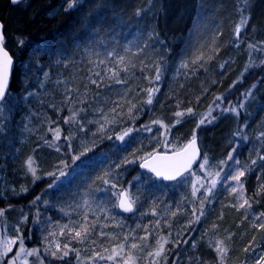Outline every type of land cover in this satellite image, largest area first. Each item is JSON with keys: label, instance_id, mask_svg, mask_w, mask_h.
<instances>
[{"label": "trees", "instance_id": "trees-1", "mask_svg": "<svg viewBox=\"0 0 264 264\" xmlns=\"http://www.w3.org/2000/svg\"><path fill=\"white\" fill-rule=\"evenodd\" d=\"M66 7L67 0H26L14 6L10 5L9 0H0L5 48L13 57L14 63L19 60L22 63L21 68L14 67L9 93H35V99L29 103L30 115L35 112L33 114L38 116V121L34 122L38 127L21 160H11L6 147L0 145V155H4L0 161L1 169H12L13 173L22 171L28 178V184H31L27 192L16 197H0V208L7 216H14L16 209L23 210L26 215L27 220H23L20 226L25 246L41 249V218L56 221L59 213H64L74 196H80L82 191L88 197L106 200L111 207L115 199L111 193L116 190L96 180V177L110 172L109 178L113 179L116 164L122 166L116 168L119 176L113 182H120V186L128 188L130 192H133V186L136 185L150 210L155 208L157 211L155 216L152 214L146 218L148 231L152 227L160 235L168 236L171 232L173 236V219L178 216V212L175 217L170 213L181 207L180 211L183 212L179 213L189 218L191 204L186 202L185 205H180L179 194L166 187L169 183L156 180L138 168V157L154 148L145 146L147 131L143 130V126L157 119L164 124L174 125L168 133L178 146H182L195 129L202 155L206 154L212 161L224 159L235 146L239 166L250 169L242 177L244 196L251 204L252 213H264V160L260 159V156H264V137H260V133L264 132V65L260 63L264 60V43H260L264 41V0H248L247 11L243 13L248 17V22L241 29L239 38L235 36L234 30L241 19L240 9L244 7L242 0H79L76 7L65 11ZM20 40L24 41L22 45ZM145 44L148 45L145 52L135 59L137 62L143 59L148 67L142 73L138 63L133 70L135 75L129 79V86L135 89L130 97H135L133 102L137 103L139 111L133 119H129L125 104L122 109L125 115L107 128V134L98 139L91 151L73 163L72 154L65 150L64 136L70 131L75 132L76 139L86 135L85 132L75 130L72 125L63 124V117L69 115L67 107L61 105L64 110L60 112L49 107L50 104L60 105L63 91L57 86L54 88L53 81L58 77L64 79L76 74L77 67L89 66L88 59L97 60V52L100 54L99 58L103 59L107 51L115 49L125 54L122 49L131 47L132 52H135L137 45ZM250 44H256L262 50L254 51L249 48ZM201 54L204 60L191 63ZM184 55L188 59L185 61L189 62L188 68L180 67L184 62ZM155 62L162 65L161 79L149 84L145 77L155 76ZM221 64H224L223 68L220 67ZM253 64L254 67L245 71L246 66ZM45 72L49 74L50 82L45 81ZM42 82L44 87H40ZM254 84L256 87L251 88V96L244 108H238V116H216L217 120L213 123H205L196 129L205 111L215 114L214 109L210 111L214 98H230L232 106L238 107L245 99L242 94ZM150 87H156L159 91L154 93L153 103L149 105L143 102L147 99V94L141 89ZM123 91L124 86L119 85L112 90H104L110 101L117 100V94H122ZM41 100L44 101L43 104ZM91 104L93 108L98 106L96 101H91ZM112 106L111 103L104 105L105 108ZM21 108L23 111L18 112L19 117L29 115L24 112L25 105H21ZM187 108H193L196 115L185 116L180 123H175L177 118L173 114ZM91 114L92 112L87 114V119L90 120ZM57 124L63 130L60 141L56 142L61 146L60 152L55 147L45 145L41 139L43 137L50 140L52 133L48 132V128H55ZM153 126L152 131L156 129V124ZM91 127L94 126L86 124L87 132H90ZM128 128L134 131L123 141L117 140L116 135ZM157 128L161 129L159 124ZM108 135L112 139H108ZM155 148L158 151H169L161 145ZM133 153L136 162L125 164V159L134 158ZM29 156L35 159L34 167L40 177L35 181L25 164ZM61 160L67 161L68 166L64 169L66 175L49 188L48 185L54 178L41 173L45 168L49 169L48 166L56 171ZM252 160L257 163L252 165ZM196 171L197 167L192 170ZM97 188L103 191H96ZM38 194L42 198L33 203ZM181 202L184 204V200ZM112 209L121 214L117 208ZM205 209V216L186 232L190 233L193 228L203 229L204 238L199 242L198 248L199 251L207 250L209 256L214 255L208 264H216L217 260L212 253L213 247L208 245L214 234L220 236L230 248L227 264L240 261L246 252L245 248L264 239V229L251 222L242 208L236 207L231 193L224 189L211 197L210 203L205 204ZM166 210L169 212L167 215L163 214ZM158 212L163 216L157 218L160 215ZM157 220L160 221L159 228L155 224ZM165 220L170 227L165 226ZM213 224L217 228L213 229ZM143 230L140 236L145 235ZM121 232L122 229L114 230V233ZM184 234L180 236L181 241L186 236ZM154 236L156 237L154 234L150 236L151 244L155 240ZM65 243L69 241L66 240L63 244ZM172 244L170 242L166 245L167 264H171L176 252L175 249L170 250ZM105 245L109 247L108 242ZM69 246L81 249L79 260L74 252H70L63 260L56 259L50 264H82L83 260L87 261L90 255L85 254L82 243L72 241ZM179 246L176 250L180 251ZM87 248L90 251L91 247Z\"/></svg>", "mask_w": 264, "mask_h": 264}, {"label": "snow or ice", "instance_id": "snow-or-ice-1", "mask_svg": "<svg viewBox=\"0 0 264 264\" xmlns=\"http://www.w3.org/2000/svg\"><path fill=\"white\" fill-rule=\"evenodd\" d=\"M11 2L15 4L19 3L20 0H11ZM149 2H151V0H149ZM78 3L79 0H67V7L65 8V11L76 7ZM242 3L244 4V7L240 9L241 19L234 30V34L237 38L240 36L241 29L248 22V17L243 15V13L247 11L248 0H242ZM139 14L140 10L137 11V15ZM19 43L22 45L24 41L20 40ZM260 43H264V41ZM147 47V44L143 46L137 45L135 52H132L131 47H126L122 49L123 53L125 54H121L120 52H117L115 49H113L111 51H107L104 54L103 59L99 58L100 54L97 52L96 55L98 59H88L87 65L89 66L84 68L77 67L76 74L55 82L57 86L62 87L63 89L61 93V101L60 105L50 104L49 107L54 108L57 112L64 110L61 105L67 107L69 115L63 117V124L72 125L74 129L79 132L88 131L86 129V124H97V131L92 133L93 136H96L97 133L107 134L108 129L106 128V125L116 123L118 118L125 115V113L122 111L125 104L127 105L126 114L128 118L133 119L139 109L137 103L133 102L135 97H130V93L134 92L135 89L129 86V79L135 75L133 70L137 68L138 63L139 71L142 73L148 67L143 59L139 60L138 62L135 59V57L144 53ZM249 48L253 49L254 51L262 50L258 48L256 44H250ZM202 60H204V56L201 54L197 56L195 60L191 61V63L195 64ZM260 63L264 65V60H262ZM12 66L13 58L11 55H9V52L5 48L4 26L2 23H0V136L6 134L12 107L17 103L15 98L9 93V79ZM67 66L68 65L66 63L65 67ZM101 66H103V68H101ZM254 66V64L246 66L245 71H248L249 67ZM154 67L155 76L145 77L148 79L149 84H152L153 80L159 81L161 79L163 71L161 63L155 62ZM180 67L188 68L189 62H182ZM220 67L223 68L224 64H221ZM241 76H243V73ZM44 77L45 81L50 82L49 74L47 72L44 73ZM117 85L124 86V91L122 94H117V100L110 101V99L107 97V93L104 92V90H112ZM40 87H44L43 82L40 84ZM255 87V84L252 85V88ZM141 91L146 92L147 94V99L143 102L150 105L153 103L154 93L158 92L159 89L156 87H150L146 89L142 88ZM102 93L104 94L102 95ZM34 95L35 93L33 92L28 93V97ZM242 95L245 97L251 96V89ZM24 99L27 100V97ZM223 99V96H217L215 98L214 103L216 104V108H220V104L216 103V101H222ZM91 101H96L98 106L93 108ZM40 102L42 104L44 103L43 100ZM108 103H111L113 106L105 108L104 105ZM238 108H244V104L241 103L238 107H226L223 109V111L233 112L238 116ZM118 109H120V111H118ZM89 112L98 113L99 118L93 120L87 119V114H89ZM173 115L177 118L175 123L178 124L185 116H195L196 113L193 108H187L184 111H176ZM215 120L216 117L213 116L211 112H208L199 119L196 129H199L205 123H212ZM30 122L31 121L29 117V123ZM50 122L53 124L56 123L55 121ZM151 123L159 124L165 129V132L162 133L164 139L157 140V143L160 144L161 147H167L169 144L167 134L170 132L171 128L174 127V125L164 124V122L159 119L154 120ZM24 128L26 131H32L28 124H25ZM143 130L151 132L152 128L149 125H144ZM62 131L63 130L58 124L55 128L49 127L48 132L52 133V138L48 140L41 137V139H43L45 145L48 147H55V150L60 152L61 146L56 142L60 141ZM132 131H134V129L128 128L124 130L122 134L116 135V139L123 141L124 138L129 136ZM236 135H238V133ZM74 137V131H70L68 135L64 136V140L66 141L65 150L67 152L75 151L72 144ZM260 137H264V132L260 133ZM107 138L112 139V136L108 135ZM91 150L92 149L90 147L85 146L83 150L79 151L78 154L72 156L73 163ZM137 151L140 150L137 149ZM232 151L235 152V149ZM132 155L134 158L125 159V164L136 162L135 153ZM198 158H201V153L198 147V137L196 135L195 129L193 130L191 139L186 144L182 145L181 147H173L171 155L167 153L161 154L154 146L152 151H148L144 155L138 157L141 168L149 170L150 172L154 173L156 177L162 178L163 180L177 182H184L187 180L188 176L195 175L191 169L192 165L197 162ZM227 159L233 160L232 152L228 154ZM260 159L264 160V156H260ZM226 163L227 161L225 160L220 161L221 165H226ZM234 163L236 165H240L239 160H234ZM251 163L252 165H255L257 161L252 160ZM25 164L27 171L34 177V181L35 179H39L40 177L37 176L36 168L34 167L35 159L33 156H29ZM67 166V161L61 160L59 166L56 167V171L47 173V175L54 178L53 182L48 185L49 188L54 186L56 180L66 175L64 169ZM121 166L122 165L120 164L115 165L116 168ZM199 167L201 169L208 167V157L206 154L203 155L202 162L199 164ZM248 170L250 169L247 167H237L225 172L222 176L221 173L224 172V169L220 168L219 171L214 173H207V176L210 177L207 182H202L204 177H196L191 183V197L193 198L191 201V218L188 220V223L185 227L188 228L193 224L199 223L201 217L205 216V204L210 203L209 197H211L213 190L217 187L218 183L223 182L228 184L232 193H236L237 188L243 190V182L241 181V177H243L245 172ZM110 176V172H105L103 176L96 177V180L101 181L105 185H110L112 189L116 190L111 193V195L115 197V201L111 204V207L119 208L126 213H132L139 197L133 196L128 188H124L123 186L118 187L117 183L113 182V179L109 178ZM230 181H234L236 186L232 187L229 184ZM201 189L204 190L203 194L202 196L198 197L197 194L201 191ZM22 191L26 192L27 188H22ZM96 191L103 190L97 188ZM40 199L41 197L37 196L33 203L39 201ZM184 199L187 200V197ZM84 203L87 205L88 200H85ZM245 206L248 208L251 207L248 199H243L242 202H239V208H245ZM101 211H105V209H101ZM179 211L180 208L178 207L175 211H172L170 215L175 217ZM152 214L154 216L157 214L155 208L152 209ZM3 215L4 211L0 209V217ZM108 218L109 216L106 214L105 220ZM111 218L115 220L114 216ZM257 219H264V213H261ZM24 220H27L26 216L24 217ZM155 224L156 227L159 228L160 221L157 220ZM164 224L166 227H170L167 220H165ZM108 227H110V225L101 222L99 217L89 220L88 214L85 213L82 216L81 221H77L75 224H65L61 228V235H66L69 238V243H65L62 246L60 244H56L55 250L45 249V252L46 254H50L52 257L60 260L68 257L70 252H74L77 259L79 260L81 249L70 247L69 244L72 241H76L77 243L87 242L91 245H96V237L98 236L105 238L108 241L109 247H104L103 243H100V251H98L95 247L92 248L91 255L88 257V259L93 261V264H95L97 260L103 261L104 264H141V261H143L144 264H160L161 259H163L165 264H167L168 249L166 248V245L171 242L169 239V237L172 236L171 232L168 233V236H163L157 233L155 245H152L148 241L149 236H151L153 233L148 231V227L146 225L144 226L145 235L143 236L135 235V229L129 232H123L122 234L104 231V229ZM115 227L122 229L123 225L117 222ZM136 227L140 228L141 226L138 224ZM212 227L215 229L217 228V225L213 224ZM258 227L264 229V223H260ZM98 228L99 230L97 231ZM17 232H19V229H17ZM228 239H231V235H229ZM187 242V240H177L175 241V246H179L180 243ZM196 246V242L193 241L192 247L195 248ZM14 247L16 248L15 252L13 251ZM209 247H213V250L217 254L216 264H227L230 248L224 240H217L215 241L214 246L209 245ZM245 251H249V248H245ZM10 253H12L11 257L7 260H4L5 257H9ZM30 256L36 257L35 264H44V259L40 254V249H26L24 237L21 235H16L14 238L0 236V264H17L18 261L20 264H29L27 257ZM255 264H264V255L258 256Z\"/></svg>", "mask_w": 264, "mask_h": 264}, {"label": "rangeland", "instance_id": "rangeland-1", "mask_svg": "<svg viewBox=\"0 0 264 264\" xmlns=\"http://www.w3.org/2000/svg\"><path fill=\"white\" fill-rule=\"evenodd\" d=\"M12 49L15 52V48L13 46H12ZM182 59H183L182 61L188 60L185 57V55L183 56ZM15 66L17 68L18 67L21 68L22 67L21 61L20 60L16 61ZM61 79H63V78L58 77L57 79H55L53 81L54 84H52V85L54 88H56V86H57V84L55 82L57 80H61ZM57 88L62 89V87H59V86H57ZM251 88L252 87H250L249 89H251ZM249 89H247L246 92H248ZM10 95L15 98L17 103L12 107V111L10 114L6 134L0 136V145H1V147H4V148L6 147L7 152H8L7 153L8 156H10V159L15 162V161H18L17 159L21 160L23 158L26 146L30 143L31 136L33 135L36 128L38 127L37 124L34 123V122L38 121L37 120L38 116L33 114L35 112H33L30 115V104L29 103L35 99L34 98L35 95L28 97V95H26V94H21V93L19 94L16 92H10ZM25 97H27V100L24 99ZM249 98H250V96L245 97V99L243 100V104H245ZM216 103L220 104V108H216V104L214 103L211 105L212 107L210 110V111H213V109H214L215 114L213 112H212V114H214L215 117L216 116L224 117L227 114H230L232 116L236 115L233 112H224L223 111V109L226 107H232V101H230V98L222 100V101H216ZM21 105H25V108H24L25 111L24 112L28 113L29 115L25 114V116L19 117L20 113H18V112L23 111V108H21ZM206 114H207V111H205L203 113V115H206ZM29 117H30V121H31L30 123H29ZM98 118H99V114L92 112L90 120L98 119ZM25 124H28L29 127L32 129V131H26L24 128ZM90 125H92L94 127H91L90 132L86 131L84 133V135H86V136H84V137L82 136L81 138L78 136L79 138H77V139L74 137V139L72 140L73 145L76 142V146L73 147L75 151L70 152V154H72V156L75 154H78L79 151L83 150V148L85 146L92 148L94 146V144L98 141L99 138L102 139L104 137V133H97L96 136H93L92 133L97 131L98 125L97 124H90ZM148 125L152 128L154 127L151 122ZM109 127H110V125H106V128H109ZM164 132H165L164 128L161 127V129L159 130L157 128V124H156V129L154 131H151V132L147 131L146 132L145 146L148 147V146L160 145L157 143V140H163L164 139V137L162 135V133H164ZM167 139L169 141V144L167 145V147H164V149L172 150L173 147H181V146L177 145L178 143H176V141L174 139H172V137L170 136L169 133L167 134ZM93 141H94V143H93ZM42 148H44V147H42ZM233 149H235V146H233L231 151H230L233 154V160H228L227 159L228 155L224 159H222V160L227 161L226 165L220 164V161H222V160L212 161L210 159V157L207 156L208 157V167H206L205 169H201L199 167V164L202 162V158H201V160L197 166V171L193 172L195 174L194 176H188L187 180L184 182L175 181V182H172V183H169L168 185H166V187L168 189L174 190L179 194V199H181L180 205H185V203L188 202L192 206L191 201L193 198L191 197V183L196 177H204V180L202 182H207V180L210 179V177L207 176L208 172L214 173L216 171H219L220 168H223L224 172L221 173V175L223 176L225 172H228L231 169L240 167L239 165H236L234 163V160H237V156H236V153L232 151ZM1 157L3 158L4 155H0V161L2 159ZM202 157H203V155H202ZM57 166H59V163L57 164ZM48 167H49V169L45 168L46 170L43 173H41V175L44 176L45 174H47L49 172H53L55 170L53 167H50V166H48ZM118 176H119L118 171L116 170V168H114V173L112 175V178L114 179V181H116V179H118ZM27 179L28 178H27L26 174H24L22 171H20L18 173H13L12 169H8V168L1 169V164H0V197H2V198L3 197L4 198L16 197V196L25 192V191H22V188H27V191H28L31 184H28ZM241 181H242V177H241ZM117 182H115V183H117ZM229 184L232 187L236 186L234 181H230ZM117 185L119 187L120 182H119V184L117 183ZM133 188H134V190L131 193L133 194V196H138L139 199H138L137 204L135 205V210H136V208H137V210L135 211V213H133L132 215H130L128 217H125L122 214L115 213V211H113V209L109 205H107L106 200L103 201V199L88 197L84 193V191H82L80 196L75 195L74 198L70 201V204L68 203L69 206L65 209L64 213H62V212L59 213L56 221L55 220L53 221V219H50V218H41L39 227H40L43 245H42V248L40 249V254L44 259V264H50L57 259L55 257H52L50 254H46L45 249L55 250L56 244H60L62 246L64 241H66V240L69 241V238L66 235H61V228L63 227V225L69 224V223L75 224L77 221H81V218H82L84 212H86L88 214L89 220H93V219H96V217H99L101 222L109 224L110 227L104 229V231H106V232L114 233L115 229L120 231L121 228L115 227V224L117 222H119L120 224L123 225L121 234L123 232H127L128 230L131 231V230L135 229V235L140 236L144 226L147 225V223H148L146 218H148L149 216L152 215V211L150 210L151 208L148 207L149 205L145 203L144 199L139 194V190H138V188H136V185H135V187L133 186ZM222 189H224V191H227L228 193H231V195L234 198L235 205L237 208H239V202H242L243 199H246L244 196V186H243V190H241L240 188H237V192L232 193L229 185L225 184L223 182L217 184V187L213 190L211 197L214 194L220 192V190H222ZM203 191L204 190L201 189V191L197 194V196L198 197L202 196ZM36 196H40V195L38 194ZM185 197H187V200L184 199ZM211 197H209L210 201H211ZM238 197H239V199H238ZM85 200H88L87 205L84 203ZM182 200H184V204H183V202H181ZM114 201H115V199H114ZM179 208H181V207H179ZM101 209H105V211H101ZM242 210L244 211L243 212L244 215L249 216L251 219V222H253L254 224L255 223L256 224L264 223L263 219H257V217L259 216L257 213L256 214L252 213L251 207L248 208L247 206H245V208H242ZM179 212H183V211H179ZM179 212H178V216L173 219L172 227L175 231H174V235L172 236V239H170L171 243L173 242L170 250L175 249L176 252L174 253V256H173L172 261L170 263L171 264H208V261H210L212 259V257L214 256V255H212V253L215 254L217 257L216 252L212 248V251H213L211 253L212 256H209L210 254L207 252V250H200L199 251L198 244L201 241V239L204 238V232L202 231L203 229L197 228L198 230H196V228H193V229L191 228L192 230L190 231V233H187L188 231L186 232V230L189 227L186 228L185 226L187 225L188 220L191 217H189V218L183 217ZM158 213L160 215H157V218L163 216L161 212H158ZM165 213L167 215V213H169V212L166 210L163 212V214H165ZM106 214L109 216V218L107 220H105ZM25 216L26 215L23 213V210H21V209H16L14 216L13 215L7 216V214H5V212H4V215L2 217H0V236H7L9 238H14L16 235H21L20 226H21V223L23 222ZM113 216L115 217V220H113L111 218ZM138 224L141 226L140 228L136 227ZM17 229H19V232H17ZM125 229H127V230H125ZM98 230H99V228L97 229V231ZM195 230H196V232H195ZM149 232H152L154 235H157V232L154 231V228H152V227L149 229ZM155 232H156V234H155ZM183 234L186 236H184L182 238V240H187L188 242L187 243H181V246H179V247H181V249L179 251L178 249L176 250L177 246H175V241L180 240V236H182ZM154 238L156 240L155 236H154ZM96 239H97L96 245H91L89 243L87 245V242L82 243V246L85 248L84 249L85 254L91 255V251H92L93 247H95L98 251H100L101 250L100 243H103L104 247H108L105 245V243L108 242L105 238L97 236ZM149 240H150V236H149ZM155 240L152 241V245H155ZM217 240H223V239L220 236L214 234V236L212 237L211 243L208 241V245L214 246L215 241H217ZM193 241H195L196 245H197L195 248L192 247ZM149 243L151 244L150 241H149ZM88 246L91 247L90 251L87 248ZM25 247H26V249H32V248H30V246H25ZM15 250H16V248L14 247L13 251L15 252ZM11 255H12V253L9 254V257H5L4 260L9 259L11 257ZM260 255H264V239L258 241L256 244H254V246L250 247L249 251H247L243 254V257L241 258V260L238 261L237 263H233V264H255L256 259ZM27 259L29 261V264H35V262H36L35 256L27 257ZM17 264H20V262L18 261ZM82 264H93V261H91L89 259H87V261L83 260ZM95 264H104V262L97 260L95 262ZM141 264H144V262L141 261ZM160 264H163L162 259L160 261Z\"/></svg>", "mask_w": 264, "mask_h": 264}, {"label": "water", "instance_id": "water-1", "mask_svg": "<svg viewBox=\"0 0 264 264\" xmlns=\"http://www.w3.org/2000/svg\"><path fill=\"white\" fill-rule=\"evenodd\" d=\"M22 1H26V0H20L19 3H21ZM9 3H10V5H13V6L19 4V3H15V4H14V3L11 2V0H9ZM0 23L3 24V21H2L1 19H0ZM3 26H4V24H3ZM6 50H7V49H6ZM7 51H8V50H7ZM8 52H9V51H8ZM9 55H10V53H9ZM14 67H15V64H14V60H13V66H12V69H11L10 79H9V87H10V83H11V80H12V73H13ZM190 139H191V137H190V138H189L184 144H186ZM184 144H183V145H184ZM198 147H199V150H200V153H201V158H202V149H201V146H200V143H199V139H198ZM159 152H160L161 154H164V153H167V154H169V155L172 154V150H170V151H159ZM201 158H198L197 162L194 163V164L192 165V169H191V170H193L194 168H196V167L198 166V164H199ZM138 168H139V170H141V171H143V172H145V173H147V174H150V175L153 176L156 180H159V181H162V182H167V183L174 182V181L163 180L162 178L156 177L154 173L150 172L149 170H147V169H145V168H141V167H140V162L138 163ZM117 210H118L119 213H121V214H123V215L130 216V215H132V214L134 213L135 208H134V211H133L132 213H126V212H123V211H122L121 209H119V208H117Z\"/></svg>", "mask_w": 264, "mask_h": 264}]
</instances>
